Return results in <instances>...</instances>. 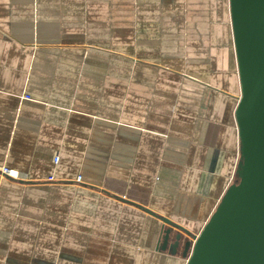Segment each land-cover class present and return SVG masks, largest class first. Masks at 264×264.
<instances>
[{
    "label": "crops",
    "instance_id": "obj_1",
    "mask_svg": "<svg viewBox=\"0 0 264 264\" xmlns=\"http://www.w3.org/2000/svg\"><path fill=\"white\" fill-rule=\"evenodd\" d=\"M239 96L228 0H0V264H186Z\"/></svg>",
    "mask_w": 264,
    "mask_h": 264
},
{
    "label": "water",
    "instance_id": "obj_2",
    "mask_svg": "<svg viewBox=\"0 0 264 264\" xmlns=\"http://www.w3.org/2000/svg\"><path fill=\"white\" fill-rule=\"evenodd\" d=\"M240 96L234 180L197 235L159 218L157 251L186 264H264V0H228Z\"/></svg>",
    "mask_w": 264,
    "mask_h": 264
},
{
    "label": "built area",
    "instance_id": "obj_3",
    "mask_svg": "<svg viewBox=\"0 0 264 264\" xmlns=\"http://www.w3.org/2000/svg\"><path fill=\"white\" fill-rule=\"evenodd\" d=\"M56 161H57V159H56ZM11 173H12L11 170H9V169H7V168H0V174L10 176ZM50 179H52V178H50ZM233 180H234V178H232V179L230 180V184H232ZM77 181H78V182L80 181V177L77 178Z\"/></svg>",
    "mask_w": 264,
    "mask_h": 264
}]
</instances>
